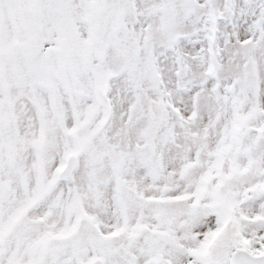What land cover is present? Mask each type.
I'll return each mask as SVG.
<instances>
[{"label":"snow or ice","instance_id":"obj_1","mask_svg":"<svg viewBox=\"0 0 264 264\" xmlns=\"http://www.w3.org/2000/svg\"><path fill=\"white\" fill-rule=\"evenodd\" d=\"M0 264H264V0H0Z\"/></svg>","mask_w":264,"mask_h":264}]
</instances>
